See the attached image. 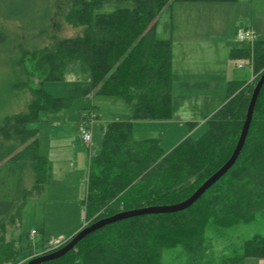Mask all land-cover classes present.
Segmentation results:
<instances>
[{"label": "trees", "instance_id": "obj_1", "mask_svg": "<svg viewBox=\"0 0 264 264\" xmlns=\"http://www.w3.org/2000/svg\"><path fill=\"white\" fill-rule=\"evenodd\" d=\"M105 1L69 0L65 20L81 33L54 37L24 53L21 63L29 80L38 79V87L33 88L29 110L8 119L0 130L9 142H0V264H26L68 242L53 251L44 242L36 251L23 241L22 208L34 202L45 213V187L51 178L38 131L29 128L41 112H62L94 93L123 98L131 107V121L109 123L101 151L91 158L85 226L121 212L184 202L229 161L239 142L255 86L264 74V41L235 51L252 61L255 78L229 83L227 100L201 139L187 138L168 152L160 139L134 136L136 122L173 116L172 44L156 35L161 11L175 2L235 0H133L134 10L96 14ZM16 18L12 14L9 19ZM70 78L79 84L67 97L56 98L46 90L47 83ZM26 176L30 186H25ZM259 218H264V86L236 164L191 208L108 225L64 257L43 264H163L164 251L178 247L183 264H245L249 258L264 259V235L219 254L208 228L213 225L211 230L221 237L225 230ZM34 230L44 232L43 227Z\"/></svg>", "mask_w": 264, "mask_h": 264}, {"label": "rangeland", "instance_id": "obj_2", "mask_svg": "<svg viewBox=\"0 0 264 264\" xmlns=\"http://www.w3.org/2000/svg\"><path fill=\"white\" fill-rule=\"evenodd\" d=\"M68 4L69 0H0V130L8 119L29 110L33 88L38 87V79L29 80L21 63L24 53L48 45L54 37L71 38L81 33L65 20ZM136 7L133 0H108L96 14ZM12 14L17 18L9 19ZM239 30H251L257 41H264V0L175 2L161 11L156 35L169 41L174 53L173 117L167 122H136V139H160L169 152L181 141H197L207 133L213 114L227 100L229 83H250L255 78L250 61L233 57V51L251 46L237 37ZM231 63L236 69H231ZM78 84L70 78L67 83H47L46 90L62 98ZM117 121H131L130 105L123 98L94 93L62 112L43 111L39 121L29 125L38 131L51 178L45 187V213L34 202L22 208L24 243L40 251L44 242L67 241L85 226L89 151H99L104 125ZM83 127L92 132L91 145L81 136ZM1 135L0 142L7 145ZM30 185L28 176L25 186ZM42 227L43 233L32 234ZM211 228L214 226H209L208 234L221 254L229 247H241L254 235H264V218L227 229L221 237ZM181 251V247L165 250L163 264H183ZM245 264H264V259L249 258Z\"/></svg>", "mask_w": 264, "mask_h": 264}, {"label": "water", "instance_id": "obj_3", "mask_svg": "<svg viewBox=\"0 0 264 264\" xmlns=\"http://www.w3.org/2000/svg\"><path fill=\"white\" fill-rule=\"evenodd\" d=\"M263 86H264V74L261 76L257 85L255 86L248 109L247 119L243 126V130L239 142L232 157L220 170H218L213 176H211L189 199L175 205L148 207L138 210L121 212L112 217L102 219L90 226H84L77 234H75L71 239H69L68 242L65 244V246H63L61 249L52 253L44 254L40 257H36L26 264H43L46 262L60 259L64 257L66 254H68L70 251H72L88 235L108 225L114 224L116 222H120L123 220L135 218L139 216H144V215L177 213L191 208L197 201H199L206 194L208 190H210L216 183H218L236 164L238 158L240 157L244 149L247 137L249 135V131L254 117L255 108Z\"/></svg>", "mask_w": 264, "mask_h": 264}, {"label": "built area", "instance_id": "obj_4", "mask_svg": "<svg viewBox=\"0 0 264 264\" xmlns=\"http://www.w3.org/2000/svg\"><path fill=\"white\" fill-rule=\"evenodd\" d=\"M237 37L241 40V41H247L250 42L251 45H253L256 41V34L253 33L251 30H246V32H242V30L238 31ZM250 61V64L252 65V61ZM240 68H243L244 65H239ZM81 136L83 138V140L91 145L92 141H93V136H92V132L88 127H83L81 130ZM33 235H36L37 232L36 230L32 231ZM66 243V241H63L62 238L60 239H53L48 241L47 243V250L49 251H53V250H57L59 248H61L64 244Z\"/></svg>", "mask_w": 264, "mask_h": 264}, {"label": "crops", "instance_id": "obj_5", "mask_svg": "<svg viewBox=\"0 0 264 264\" xmlns=\"http://www.w3.org/2000/svg\"><path fill=\"white\" fill-rule=\"evenodd\" d=\"M172 6V5H171ZM244 28H245V26H244ZM249 29V28H248ZM236 56H239V53H235V51H233V57H236ZM186 57H188L187 56V54H186ZM185 58V57H184ZM186 59V58H185ZM233 63H231V69H236V68H234L233 67ZM174 79H175V75H174V53H173V84H172V97H173V94H174ZM174 98V97H173ZM173 109V108H172ZM218 110V109H217ZM95 112V111H94ZM90 113V112H89ZM91 113H92V111H91ZM98 117V116H97ZM173 117V116H172ZM83 118V117H82ZM86 119H88V117H84V120H86ZM171 120V119H170ZM170 120H168V121H170ZM145 122H167V121H145ZM109 123H111V122H108V123H106L105 125H104V130H103V134H102V141H101V148H102V143H103V139H104V135H105V132H106V127H107V125L109 124ZM140 123H143V122H137V124L139 125ZM156 139V138H155ZM184 141V140H183ZM162 142V141H161ZM182 142V141H181ZM40 144V143H39ZM180 144V143H179ZM163 146V145H162ZM101 148L99 149V151L97 152V153H91L90 151H89V156H88V159H89V165H88V170H87V176H86V178H88L89 177V166H90V161H91V158L93 157V156H95V155H97L100 151H101ZM164 148V147H163ZM165 149V148H164ZM40 151H41V148H40ZM25 178H28L27 176L25 177Z\"/></svg>", "mask_w": 264, "mask_h": 264}]
</instances>
